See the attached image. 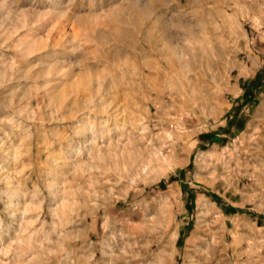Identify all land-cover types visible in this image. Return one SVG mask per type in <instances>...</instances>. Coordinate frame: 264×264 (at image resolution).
<instances>
[{
  "label": "rangeland",
  "instance_id": "1",
  "mask_svg": "<svg viewBox=\"0 0 264 264\" xmlns=\"http://www.w3.org/2000/svg\"><path fill=\"white\" fill-rule=\"evenodd\" d=\"M0 264H264V0H0Z\"/></svg>",
  "mask_w": 264,
  "mask_h": 264
}]
</instances>
